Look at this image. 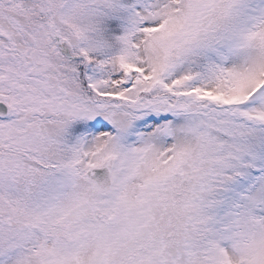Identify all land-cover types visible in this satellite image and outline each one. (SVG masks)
Returning a JSON list of instances; mask_svg holds the SVG:
<instances>
[{"label":"snow or ice","instance_id":"6c2138e0","mask_svg":"<svg viewBox=\"0 0 264 264\" xmlns=\"http://www.w3.org/2000/svg\"><path fill=\"white\" fill-rule=\"evenodd\" d=\"M0 264H264V0H0Z\"/></svg>","mask_w":264,"mask_h":264}]
</instances>
